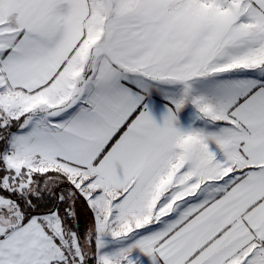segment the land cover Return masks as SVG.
Returning a JSON list of instances; mask_svg holds the SVG:
<instances>
[{"label":"snow or ice","instance_id":"1","mask_svg":"<svg viewBox=\"0 0 264 264\" xmlns=\"http://www.w3.org/2000/svg\"><path fill=\"white\" fill-rule=\"evenodd\" d=\"M0 264H264V0H0Z\"/></svg>","mask_w":264,"mask_h":264},{"label":"crops","instance_id":"2","mask_svg":"<svg viewBox=\"0 0 264 264\" xmlns=\"http://www.w3.org/2000/svg\"><path fill=\"white\" fill-rule=\"evenodd\" d=\"M87 223H88V217L83 211H81V227L82 228L85 227Z\"/></svg>","mask_w":264,"mask_h":264}]
</instances>
